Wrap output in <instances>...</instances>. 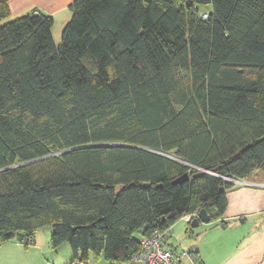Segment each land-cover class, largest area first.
Returning <instances> with one entry per match:
<instances>
[{
  "label": "trees",
  "instance_id": "16d2710c",
  "mask_svg": "<svg viewBox=\"0 0 264 264\" xmlns=\"http://www.w3.org/2000/svg\"><path fill=\"white\" fill-rule=\"evenodd\" d=\"M71 10L59 45L39 9L0 25V243L51 225L56 251L120 264L264 178V0Z\"/></svg>",
  "mask_w": 264,
  "mask_h": 264
},
{
  "label": "crops",
  "instance_id": "0c3cea01",
  "mask_svg": "<svg viewBox=\"0 0 264 264\" xmlns=\"http://www.w3.org/2000/svg\"><path fill=\"white\" fill-rule=\"evenodd\" d=\"M73 1L10 0L8 17L16 18L32 9H39L52 16L54 18L53 36L55 43L59 45L62 40L63 29L72 17L71 4ZM240 180L241 182L247 181L245 179ZM241 182H237L239 184L228 192V208L223 217L219 219L223 226L210 223L203 233L197 232L195 234L190 231L196 236V239L188 249H195L199 263L264 264V180H248V184L244 185H240ZM180 220L188 222L185 218ZM178 222L171 228L170 243L179 251L186 247H183L182 240L178 239V241L177 238H181L179 237L180 233L187 226L179 227L182 228L179 230L177 229ZM227 229H230L233 238L236 239V242L229 247L225 246V243L231 239L230 234L224 235ZM37 232L29 243L19 244L14 242L15 240L11 243L27 251L43 250L44 258L48 259L45 264L55 263L60 255H57L56 250L52 248L50 238H46L41 243ZM10 256L11 253L6 258L0 259V264H23L22 262H14ZM217 258L219 259L217 260ZM71 260L72 256L66 258L64 262L56 264H68Z\"/></svg>",
  "mask_w": 264,
  "mask_h": 264
},
{
  "label": "rangeland",
  "instance_id": "374dc122",
  "mask_svg": "<svg viewBox=\"0 0 264 264\" xmlns=\"http://www.w3.org/2000/svg\"><path fill=\"white\" fill-rule=\"evenodd\" d=\"M14 18H9L5 17L0 19V25L10 21ZM66 26V25H65ZM62 41V40H61ZM61 44V43H60ZM250 179L254 180H264V178H258V177H251ZM248 181V180H247ZM247 181L241 182L240 185L248 184ZM245 182V183H244ZM239 183H237L238 185ZM180 222V223H179ZM177 224V229L181 230L184 226H187L186 229L184 228L183 231H181L180 236L181 238H177V240H182L181 244H184L183 247H191V243L194 242L196 239V236L190 233V230L193 231L195 234L197 232L203 233L205 229L208 227L207 225L210 223L212 224H218L220 226H223L221 221L219 219H213L211 222H202L198 227H192L191 224H189L186 221L179 220ZM182 227V228H179ZM52 233V227L51 225H45L42 226L38 232L37 236L42 243L46 238L49 239ZM230 234L231 239H229L226 243L225 246L229 247L232 246L235 242L236 239L233 238L232 233L230 229L225 230L224 235L227 236ZM15 240V241H14ZM175 240V238H173ZM178 240V241H179ZM223 240V239H222ZM11 241L17 242L19 244H23V240L19 238V236H16L15 238L9 239L2 241L0 243V259L6 258L11 253L10 258L13 259L14 262H22L23 264H45V262L48 261V259L44 258L43 250H23L18 247H16ZM186 241V242H184ZM187 245V246H186ZM226 248V247H225ZM57 255H60V257L56 260L55 263H61L64 262V260L68 257H71V249L68 243H64L60 246V248L56 251ZM219 258H217L218 260ZM89 263L90 264H113L109 260L105 259L103 256L96 257L93 254L89 256ZM182 263L183 264H191V258L189 256H184L182 258Z\"/></svg>",
  "mask_w": 264,
  "mask_h": 264
},
{
  "label": "built area",
  "instance_id": "2783aa9c",
  "mask_svg": "<svg viewBox=\"0 0 264 264\" xmlns=\"http://www.w3.org/2000/svg\"><path fill=\"white\" fill-rule=\"evenodd\" d=\"M203 18L207 17V13L202 14ZM241 182L240 180H235ZM185 218L188 222L192 220L193 215L187 214ZM172 228V227H171ZM171 228L164 231H156L151 235L144 236L141 239V247L136 251L131 258L120 264H183L182 258L189 256L191 264H200L197 261L195 249L182 248L177 250L170 243ZM56 264V263H49ZM68 264H90L88 260L76 258Z\"/></svg>",
  "mask_w": 264,
  "mask_h": 264
},
{
  "label": "water",
  "instance_id": "95a60500",
  "mask_svg": "<svg viewBox=\"0 0 264 264\" xmlns=\"http://www.w3.org/2000/svg\"><path fill=\"white\" fill-rule=\"evenodd\" d=\"M188 178V174H185L184 176L176 179L177 182H181L183 180H186ZM241 181V180H240ZM210 220V215L207 212L206 209H201L198 213V216L195 217L192 221H191V226L192 227H198L201 222H207Z\"/></svg>",
  "mask_w": 264,
  "mask_h": 264
}]
</instances>
